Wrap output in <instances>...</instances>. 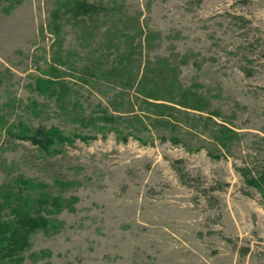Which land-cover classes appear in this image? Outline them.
Here are the masks:
<instances>
[{
  "label": "rangeland",
  "instance_id": "1",
  "mask_svg": "<svg viewBox=\"0 0 264 264\" xmlns=\"http://www.w3.org/2000/svg\"><path fill=\"white\" fill-rule=\"evenodd\" d=\"M57 1L0 0V186L49 222L0 264H264V189L241 170L264 167V0H90L108 11L66 17L61 40ZM122 56L135 76L169 60L210 101L211 113L181 107L184 142L110 80ZM40 126L71 140L45 151L13 135Z\"/></svg>",
  "mask_w": 264,
  "mask_h": 264
},
{
  "label": "trees",
  "instance_id": "2",
  "mask_svg": "<svg viewBox=\"0 0 264 264\" xmlns=\"http://www.w3.org/2000/svg\"><path fill=\"white\" fill-rule=\"evenodd\" d=\"M107 8L108 6H105L103 2L58 0L55 8L50 13L49 26L57 36V39L61 40L63 32L61 22L66 17L72 18L76 23L84 21L86 18L94 19L95 16L100 19L99 16L104 11H108ZM132 64V61H125L124 56L119 57V62L115 64L116 66H112L110 71H108V75L111 76L110 80L113 83H119L124 88L136 87L137 92L145 99V103L148 105L146 109L151 111L152 115H148V117H154L150 125L157 129L164 128L172 131L174 134L172 133L169 138L173 142H184L180 133H175L176 131L179 132V125H182L179 123L182 120L178 117L181 114V107L211 113L210 101L197 88L179 84V80L175 76L177 67L167 59L155 63L148 62L141 76L139 74L138 76L133 75L132 68L128 69V66ZM120 65L125 68V75L118 76L117 68ZM56 68L54 69L58 71L59 69L57 68V70ZM243 71L250 75V69L244 67ZM100 73L101 67L97 66L96 74L99 75ZM212 114L217 115L215 112ZM133 119L141 125V130L144 128L148 130V125L143 121L144 119L141 115L134 114ZM183 119L186 123L192 121L191 117H188L187 120ZM205 119L206 121H212L211 117H206ZM199 121L201 122L202 120L200 119ZM191 125L193 128H189V131L193 132L192 129H197L198 125L196 123ZM133 127H136V125L134 124ZM27 131L32 132V134ZM214 134V137L217 138V144L223 147H227L228 142L236 136L233 130L225 125L220 126ZM13 135L20 139L29 140L45 151H50V148L56 144L71 140L61 130L46 128L45 126H40L34 131L31 128L24 127L20 134ZM162 139L167 140L168 136H162ZM241 170L248 185L261 190L264 189V167L261 168L257 175L249 168H242ZM15 182L18 183L19 180ZM14 193V190L8 184L4 183L0 186V260L14 259L17 254L29 245L31 233L39 227H47L49 223L40 211L31 209L30 203L34 199L33 196H24L20 189L19 192ZM42 198L47 199V196L42 195ZM43 201L46 200L44 199ZM4 212L7 216L5 219L4 216L2 217Z\"/></svg>",
  "mask_w": 264,
  "mask_h": 264
}]
</instances>
